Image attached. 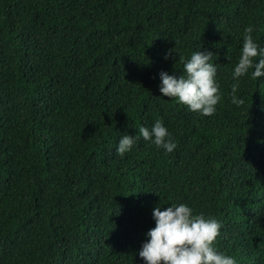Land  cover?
<instances>
[{
  "label": "trees",
  "instance_id": "1",
  "mask_svg": "<svg viewBox=\"0 0 264 264\" xmlns=\"http://www.w3.org/2000/svg\"><path fill=\"white\" fill-rule=\"evenodd\" d=\"M245 25L264 46V0H0V264H144L152 209L179 202L264 264V77L228 95ZM195 50L217 68L208 116L159 92ZM156 119L171 152L137 134L116 153Z\"/></svg>",
  "mask_w": 264,
  "mask_h": 264
},
{
  "label": "clouds",
  "instance_id": "2",
  "mask_svg": "<svg viewBox=\"0 0 264 264\" xmlns=\"http://www.w3.org/2000/svg\"><path fill=\"white\" fill-rule=\"evenodd\" d=\"M252 25H245L237 62L233 65L230 85L231 103L239 105L237 97L240 78L264 77V46H260L252 37ZM178 53L175 48L170 50ZM210 51H192L183 61V75L176 77L166 71H160L159 92L163 96L175 98L202 116L211 115L221 100L216 77L215 63L210 62ZM168 54L166 53L165 58ZM255 58V59H254ZM251 71L249 72V70ZM137 134L139 138L150 141L166 153L171 152L176 143L160 119L151 127L140 125L135 135L122 134L116 144L117 154H124L133 146ZM155 226L145 233L146 239L138 250L144 264H236L234 257L218 251L214 241L219 234L220 224L214 217L194 214L192 208L184 202L170 203L163 210L157 205L152 209Z\"/></svg>",
  "mask_w": 264,
  "mask_h": 264
}]
</instances>
